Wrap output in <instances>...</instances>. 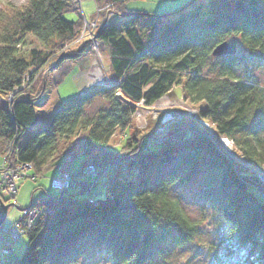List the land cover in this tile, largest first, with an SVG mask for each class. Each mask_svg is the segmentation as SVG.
I'll use <instances>...</instances> for the list:
<instances>
[{
	"label": "trees",
	"instance_id": "16d2710c",
	"mask_svg": "<svg viewBox=\"0 0 264 264\" xmlns=\"http://www.w3.org/2000/svg\"><path fill=\"white\" fill-rule=\"evenodd\" d=\"M111 1L121 19L101 25L97 37L107 46L116 83L63 101L29 136H23L25 130L38 119L33 99L17 94L8 101V94L26 72L34 78L54 52L77 38L81 0L0 3V94L5 95L0 97V154L12 140L17 157L46 175L59 166L71 168L76 154L65 147L84 133V162L117 164L108 171L104 197L91 201L81 182L33 199L30 205L52 213L28 235L13 264H79L90 251H99L112 264L166 261L171 249L193 242L202 230L201 220L192 218L171 193L188 187H195L198 201L219 220L221 250L213 264H264V184L259 176L237 163L198 121L172 123L163 141L149 143L151 134L140 133L134 116V103L144 99L153 105L181 85L185 100L199 108L198 117L228 136L264 172V120L254 119L264 110V86L241 74L264 56V0H192L168 14L128 9L127 0ZM27 34L41 47L20 51ZM230 39L237 43L236 54L213 55L216 45ZM82 54L63 52L52 67ZM102 90L110 94L107 107L88 115L86 106Z\"/></svg>",
	"mask_w": 264,
	"mask_h": 264
},
{
	"label": "rangeland",
	"instance_id": "374dc122",
	"mask_svg": "<svg viewBox=\"0 0 264 264\" xmlns=\"http://www.w3.org/2000/svg\"><path fill=\"white\" fill-rule=\"evenodd\" d=\"M8 1L15 4L26 2V0H0V3ZM93 1L95 5L93 18H88L85 15L82 1L80 3V10L83 20V26L81 25V27L83 29V33L81 29V33H79L77 38L72 43L64 46L63 50L61 49L60 51L57 50L56 52H54V55L51 56L47 63L40 68L34 78H31V75L27 74L26 78L24 79V84L16 89L17 94H23L33 99L38 115L37 121L25 130L23 136L31 135L32 133H34L35 129L39 128L47 122L46 116L50 114L57 106L56 102L58 100H61L63 102L74 97L76 94H79V92H81V88L83 89L82 92L90 91L95 86L101 85L100 83H103L108 77L113 78V74L108 66L109 57L107 46H105L98 39L97 33L99 27L103 23L110 21L118 22L121 19V16L115 13V4L111 0H102L101 2L99 0ZM191 1L192 0H127L126 3L128 9L140 10L148 13L151 12L158 14H168ZM67 16L71 18L74 16V14L70 13ZM93 22H97L98 25L96 27H89L88 25ZM95 40H97L99 43L98 49H93L92 47H90L92 44L96 43ZM86 46L87 49L84 51V48H86ZM32 47H41V44L33 35L27 34L24 42L19 46L20 51H28ZM79 47H82L81 52H83V54L81 55L83 57L81 59L82 72L80 74H82V76L80 80L78 78H75L71 72H65V70L68 68V65L72 63L71 61H68V63L64 66L62 64H59L57 67H52V65L57 62V58L60 54H62L63 52L68 53L69 51L76 52ZM244 50L246 51V49ZM258 56L261 58H258V60H254L252 64H248L247 68L245 67V70L241 71V74H243V77L245 79L251 78L253 81L264 86V59H262L264 56H262L261 54ZM93 60L95 61V64L92 66L91 63L93 62ZM95 68H97L101 76L97 74V71L95 72ZM246 70L249 75L244 74ZM54 72L58 73V76L63 72H65V74L62 75L61 80H57V75L54 78L52 74ZM208 75L213 76V73H208ZM98 77L99 79L97 80ZM182 92L183 91L181 85H176L168 94L162 96L158 101H156L155 104L151 106L143 105L137 108L138 110L135 114V126L139 129L140 133L144 132L147 134L146 138H149L148 135L151 134L149 143H152V138L155 135L157 129L162 126L161 120L165 112L169 109L179 111V114H177L176 118L172 120L174 125L178 122L182 123L185 120L189 122L198 121L201 123V121L198 120L199 108L189 104L185 100ZM109 95L110 94L108 92H105L103 90L98 92V94L86 106V113L90 116H93L101 109L107 107L109 103ZM59 96H61V99ZM0 97L1 99H5L4 94H0ZM202 106H204L203 103ZM189 109H192L195 112L193 114H188ZM258 114H264V110H262L261 112H257L254 116V119H258ZM173 124L171 125V127L173 126ZM209 127L211 128L210 125ZM261 137L264 138V125L261 128ZM118 140L119 136L113 138L114 143ZM83 145L84 133H80L76 137V143L73 146L67 145L65 149L73 153L75 150L79 151L80 147H83ZM4 154L5 153L0 154V160ZM82 159L83 157L80 156L75 157L73 166H78ZM57 171L58 170L55 169L53 171H50L46 175H41L36 178H21L18 183V193L16 196V199L20 206H30L31 199H37L43 195H46L47 192H59L58 189L53 188L51 185V179L57 174ZM250 171L258 176V173H256L255 171ZM106 179L107 175L103 174L101 180L96 185L95 191L87 189V191L84 192V195L104 197L106 195L107 187ZM262 183L264 184L263 180ZM195 191V187H188L172 189L171 193L174 198L178 199L181 202L186 212L192 218L201 220L202 230L200 234L193 242L189 243L188 245L171 249L168 260L165 261L162 259H156L146 264H213L214 259L221 250L217 240L219 220L217 216H215L212 209L204 205L202 202L198 201ZM11 202H13V199H10L6 203ZM22 214L23 210L17 208L14 205H10L5 224L9 225L13 223L16 219L21 217ZM27 243L28 236H22L16 240H13L10 246V254L7 257L11 258L14 261L19 259V257L23 254ZM2 257L3 253L0 248V259ZM79 264L112 263L107 261L103 254L99 251H90L85 254L83 258H81Z\"/></svg>",
	"mask_w": 264,
	"mask_h": 264
},
{
	"label": "built area",
	"instance_id": "2783aa9c",
	"mask_svg": "<svg viewBox=\"0 0 264 264\" xmlns=\"http://www.w3.org/2000/svg\"><path fill=\"white\" fill-rule=\"evenodd\" d=\"M90 24L88 25L89 27H96L98 25L97 22H93ZM95 41L96 43L92 44L90 47H92L93 49H98L99 43L97 40ZM27 74H29V72H26L24 74L23 82L21 85L24 84V79L26 78ZM115 81L116 80H114L113 78L108 77L103 83L100 84L103 86L111 87L116 83ZM21 85L14 88L8 94V101H12L14 99V97L17 95L16 89ZM117 95L119 97L123 96L121 92H118ZM134 104L136 106V111L134 113L135 116L138 110L137 108L146 104L144 102V99H141ZM177 114H179V111L174 109H169L165 112L161 120L162 126L155 132L152 143H159L167 137L170 131V126L173 123L172 120L176 118ZM208 129L210 130L216 142L231 157H233V159L236 160L237 163L258 173V176L264 182V172L260 170L253 161L240 154L236 149L234 142L228 136L220 135L210 127ZM14 150L15 145L11 140L8 144L7 152H5L0 160V198H2L5 202L13 199L11 205H14L18 208L20 204L18 203L16 196L20 179L23 177L36 178L40 175L35 172L34 166L31 162L19 159ZM116 167L117 164L110 166H99L95 163L85 162L78 171H74L71 168L67 169L66 167L59 166L57 168V174L51 179V185L55 189L63 190L65 188H76L82 182L88 189L95 191L96 185L98 184L101 175ZM93 199L94 196H91L90 200L93 201ZM51 213L52 211L48 208L42 207L38 204H33L24 208L22 216L16 219L13 223L9 225L2 224L0 226V248L3 253V257L0 259V263L13 264L14 261L11 258L7 257L10 254V246L12 244V241L22 236H28L37 226V224L43 221L47 217V215Z\"/></svg>",
	"mask_w": 264,
	"mask_h": 264
},
{
	"label": "crops",
	"instance_id": "0c3cea01",
	"mask_svg": "<svg viewBox=\"0 0 264 264\" xmlns=\"http://www.w3.org/2000/svg\"><path fill=\"white\" fill-rule=\"evenodd\" d=\"M82 1V5H83V9H84V13H85V15L88 17V18H93V15H94V11H95V5H94V1L93 0H81ZM100 2L102 1V0H99ZM103 3V2H102ZM105 15V14H104ZM73 48V47H72ZM82 47H79V49L78 50H76V52L75 51H69L68 53H77L80 49H81ZM82 57L83 56H80L79 58H76V59H74V58H70V59H66V60H64L61 64L64 66V65H66L67 63H68V61L70 62H72L71 64H69L68 65V68L65 70V72H71L72 74H73V76L75 77V78H78V76H79V74L82 72V62H81V59H82ZM58 71V70H57ZM57 71H55V72H57ZM52 73L53 74V76H54V78H55V76L58 74V73ZM65 72H63L61 75H57V77H56V79L57 80H61V78H62V75L63 74H65ZM68 72V73H69ZM83 91V89L81 88V92ZM81 92H79V93H81ZM77 95V94H76ZM60 97V99H61V96H59ZM62 103V101L60 100H58L57 102H56V107L53 109V111L50 113V114H48L47 116H46V121L48 122L49 120H50V118H51V116H52V113L54 112V110L60 105ZM84 149L82 148V147H80V150L78 151V150H75L74 151V153L76 154V157L77 156H80V157H83V159L81 160V162H80V164L78 165V166H76V167H74L73 166V163L75 162V157L74 158H71V160L69 161V164L71 165V168L73 169V170H75V169H77V168H79L80 166H81V164H83V162L85 161L84 160V156H83V154H82V151H83ZM109 171H111V169L109 170ZM105 175H107V177H108V173L107 174H105ZM102 176H103V174H102ZM102 176H101V178H102ZM101 180V179H100ZM32 200L33 199H31V202H30V204L32 203ZM5 224V223H4Z\"/></svg>",
	"mask_w": 264,
	"mask_h": 264
},
{
	"label": "water",
	"instance_id": "95a60500",
	"mask_svg": "<svg viewBox=\"0 0 264 264\" xmlns=\"http://www.w3.org/2000/svg\"><path fill=\"white\" fill-rule=\"evenodd\" d=\"M81 51L82 49L78 53H80ZM212 53L215 56L236 54L237 53V43L234 40L232 41L225 40L219 43L218 45H216ZM199 121H201V123L209 127L208 123H206L203 119H199ZM10 205L11 203H6L2 198H0V225L6 222V218L8 215V209ZM18 208L23 210L25 207L18 206Z\"/></svg>",
	"mask_w": 264,
	"mask_h": 264
},
{
	"label": "bare ground",
	"instance_id": "6f19581e",
	"mask_svg": "<svg viewBox=\"0 0 264 264\" xmlns=\"http://www.w3.org/2000/svg\"><path fill=\"white\" fill-rule=\"evenodd\" d=\"M95 64V61L93 60V62L91 63V65L93 66ZM98 72L97 74H99V76H101L100 75V73H99V71L97 70V68H95V72ZM93 75H95V74H93ZM81 76H82V74H80L79 76H78V79L80 80V78H81ZM99 79V77L97 78V80ZM195 111L194 110H192V109H189V111H188V114H193ZM18 193V192H17ZM2 225V224H1ZM0 225V226H1ZM9 258V257H8Z\"/></svg>",
	"mask_w": 264,
	"mask_h": 264
},
{
	"label": "snow or ice",
	"instance_id": "6c2138e0",
	"mask_svg": "<svg viewBox=\"0 0 264 264\" xmlns=\"http://www.w3.org/2000/svg\"><path fill=\"white\" fill-rule=\"evenodd\" d=\"M258 119L264 120V114H258Z\"/></svg>",
	"mask_w": 264,
	"mask_h": 264
}]
</instances>
